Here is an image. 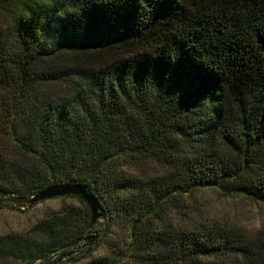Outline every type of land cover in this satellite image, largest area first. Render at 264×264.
Listing matches in <instances>:
<instances>
[{
	"label": "trees",
	"instance_id": "trees-1",
	"mask_svg": "<svg viewBox=\"0 0 264 264\" xmlns=\"http://www.w3.org/2000/svg\"><path fill=\"white\" fill-rule=\"evenodd\" d=\"M0 13V190L84 184L106 210L102 241L126 218L122 246L88 264H264V238L162 223L201 188L264 202V0H0ZM145 162L163 171L124 169ZM90 221L86 203L0 236V260L49 264Z\"/></svg>",
	"mask_w": 264,
	"mask_h": 264
},
{
	"label": "rangeland",
	"instance_id": "rangeland-1",
	"mask_svg": "<svg viewBox=\"0 0 264 264\" xmlns=\"http://www.w3.org/2000/svg\"><path fill=\"white\" fill-rule=\"evenodd\" d=\"M12 17L7 13H0V29L5 31L11 26ZM48 92H64L58 86H46ZM5 94L0 91V105ZM127 174L147 179L161 173V166L154 162H145L139 166L124 168ZM125 195V194H123ZM85 201L78 197H55L36 204L33 207L19 211L0 206V236L9 234H24L39 222L50 218L55 213H61L72 207L83 210ZM162 223L177 228H194L200 225L218 224L235 227L245 231L251 238H264V202L255 201L243 194L227 195L219 188H201L186 195H179L162 214ZM106 219H100L91 236L97 235V240L86 242L74 253L65 255L55 264H88L96 257L109 255L115 243L122 246L128 235V220L116 217L115 224L108 235L105 231ZM102 243L99 244V242ZM56 255L52 261H56ZM0 264H23L12 260H0ZM37 264H40L39 262ZM42 264V263H41ZM126 264H137L132 260Z\"/></svg>",
	"mask_w": 264,
	"mask_h": 264
},
{
	"label": "water",
	"instance_id": "water-1",
	"mask_svg": "<svg viewBox=\"0 0 264 264\" xmlns=\"http://www.w3.org/2000/svg\"><path fill=\"white\" fill-rule=\"evenodd\" d=\"M0 196L2 198V201L16 205L17 207H20L22 209L33 207L36 204L48 199L64 196H76L87 203L91 210V221L87 234L82 239L73 243L70 246L71 250L69 252L61 254L56 261H52L49 264H55L65 255L74 253L80 247L85 246L87 241H96L98 236H91V232L96 228L100 219H106V210L100 199L84 184L79 182H66L51 185L32 196L13 195L0 190Z\"/></svg>",
	"mask_w": 264,
	"mask_h": 264
}]
</instances>
